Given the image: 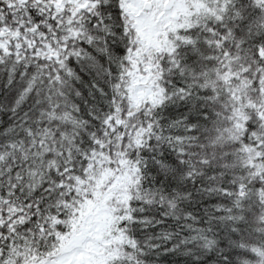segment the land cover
<instances>
[{
  "label": "snow or ice",
  "instance_id": "snow-or-ice-1",
  "mask_svg": "<svg viewBox=\"0 0 264 264\" xmlns=\"http://www.w3.org/2000/svg\"><path fill=\"white\" fill-rule=\"evenodd\" d=\"M0 264H264V0H0Z\"/></svg>",
  "mask_w": 264,
  "mask_h": 264
}]
</instances>
